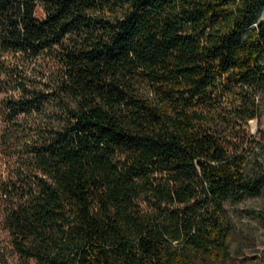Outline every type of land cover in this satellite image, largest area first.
Here are the masks:
<instances>
[{"label":"trees","instance_id":"obj_1","mask_svg":"<svg viewBox=\"0 0 264 264\" xmlns=\"http://www.w3.org/2000/svg\"><path fill=\"white\" fill-rule=\"evenodd\" d=\"M263 8L0 0V264L227 257L225 203L264 193Z\"/></svg>","mask_w":264,"mask_h":264},{"label":"rangeland","instance_id":"obj_2","mask_svg":"<svg viewBox=\"0 0 264 264\" xmlns=\"http://www.w3.org/2000/svg\"><path fill=\"white\" fill-rule=\"evenodd\" d=\"M263 18L264 8L258 15V19ZM258 130L264 132V112L260 119L248 123V132L255 135ZM261 141L263 149L257 150V153L264 167V139ZM225 209L234 229L229 241L228 256L218 264H264V193L246 196L239 201H228ZM193 263L215 264L203 254L196 257Z\"/></svg>","mask_w":264,"mask_h":264}]
</instances>
